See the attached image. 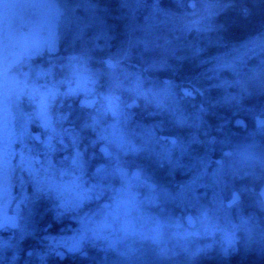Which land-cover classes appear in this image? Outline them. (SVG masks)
<instances>
[{
  "label": "flooded vegetation",
  "instance_id": "obj_1",
  "mask_svg": "<svg viewBox=\"0 0 264 264\" xmlns=\"http://www.w3.org/2000/svg\"><path fill=\"white\" fill-rule=\"evenodd\" d=\"M94 39L93 45L99 42L103 46L99 52H90L100 59L87 65L98 71L97 66L101 67L105 75L109 63H114L115 72L122 69L118 36L109 41L110 46L105 37ZM59 49L56 43V50L48 57L39 54L20 62V67L25 68L23 63L30 61L46 71V78L39 80L46 85L39 86L37 95L49 89L55 97L49 99L44 117L30 114L34 122L26 124L28 130L5 149V163L0 166L2 211L8 220L18 221L26 229L23 236L15 228L0 233L5 241L15 237L16 246L5 255H18L16 264L177 261L159 251L186 248L188 230L193 233L199 226L198 215L217 218V226L222 228L223 218L244 202L243 184L253 178L247 169H239V160L244 157L220 145L219 108L214 106L215 113L208 119L199 117L194 127L185 107L189 105L196 112V106L206 99L199 88L185 85H162L181 111L168 99L160 105L154 103V94L146 92L153 85H138L142 90L134 86L132 107L126 106L130 100L117 94L123 85H84L89 91L85 95L61 100L58 55L65 51ZM80 52L72 53L76 57ZM111 56L118 59L113 62ZM26 96L21 105L27 111L31 100L38 101V97L29 100ZM80 98H96V102L80 106ZM228 133L225 138L231 142V129ZM21 156L32 162V178L21 170ZM45 179L58 190H40ZM72 200H78V206L65 207ZM170 222H176L179 229L172 228ZM192 222L194 226L189 225ZM81 237L85 239L80 248L69 250L67 245Z\"/></svg>",
  "mask_w": 264,
  "mask_h": 264
},
{
  "label": "trees",
  "instance_id": "obj_2",
  "mask_svg": "<svg viewBox=\"0 0 264 264\" xmlns=\"http://www.w3.org/2000/svg\"><path fill=\"white\" fill-rule=\"evenodd\" d=\"M61 1L70 4L69 0ZM200 2H204L206 9L203 13H200L198 19L194 21L191 19V16L187 15L186 11H193ZM104 3L105 2L102 4ZM105 5L122 9L119 15L114 16L113 13H111V16L108 17L110 18V25L112 21H114L113 25L115 26L113 28L109 27L113 31L105 38H107L106 41H108V45L110 46L109 41L118 36V44L122 46L123 50V26L126 20L123 12L125 9L118 1L108 2ZM158 6L160 9L159 14L162 17H160V23L158 19L156 20V23L159 24L156 25L157 28L154 29V32L160 33L161 39L155 40L154 42V40L151 41V39L147 38L143 42L137 43L136 47L132 49V55L127 59L123 58L122 69L116 72L114 70V72L112 71L105 75V72L102 71L103 69L97 66L99 72L101 71L98 82L107 85H123L122 87L120 86L117 94L119 96L122 95L124 100L130 101L135 100L136 89L134 88L135 84L132 83H136L137 78L141 80L147 77L146 79L149 82L147 84H157L161 87L162 85H185L188 88H199L203 92L201 96L206 99L203 105L202 103L199 104V107H208V109L207 107L204 109L203 113L202 111H200V114L197 112L200 115L199 117L202 118V116H204L203 118L206 119L207 116L215 113L213 107L217 106L219 108V127L221 126V129L229 127V130L231 129L233 133L235 142L243 141L249 143L245 155L249 156L251 164H254V162L260 164L258 168H253L252 166L251 170L258 171L264 168V129L256 131L253 118H260L257 122L258 125L262 124L264 120V93H262V89L258 90L248 85H234V81L237 80V77L240 78L242 74L248 75L249 69L259 59H264V39H261V37H264V3H261L260 0H235L234 3H223L220 2V0H181L179 5H176L173 0H159ZM72 9H74L75 12L79 11L78 14H83L80 7H76V5H74ZM169 10L182 13V23L179 24L176 22V29L171 28V23L163 14V12L165 13ZM245 10L247 11L245 12ZM104 17L105 16H102L99 19L100 23H103ZM139 24H142V21L139 22ZM94 29L95 28L88 29L85 38H75L71 33L59 32L58 27V38L56 43H59L60 50L65 51L66 54L70 52L76 53L78 49L84 48L94 51L92 49V41L95 40L94 37L101 39L104 37V35L99 34L97 31H94ZM179 37L184 38L185 43H191V45H193L191 46L192 49L184 50L183 47L178 44ZM158 42H162V44L159 45L157 44ZM257 42H259L257 45L261 46V48L258 49L256 47L255 51L254 46ZM113 46L115 48V42H113ZM249 49L252 53L255 51L252 57L254 59H248L243 69H240L236 64L235 69L233 68V72H221V74H219L221 78L218 76L217 79H213V77L211 81L208 82L202 79L205 75L203 70L207 64L202 63L200 67L192 66V63L195 64L197 61H200L201 58H204L205 52L208 54V57L217 55L220 60H226L230 57V54H233L231 57H236L238 54L246 53ZM99 50L101 49L97 51L99 52ZM174 50L176 52L171 55V51ZM134 53L135 55L133 56ZM124 54L125 52L123 51V57ZM182 55L183 59H179L178 57ZM103 57L104 55H102L101 59H103ZM188 57L190 60L189 64H187ZM116 58L115 56L111 59L116 60ZM164 58L167 60L165 62V68L157 69L156 64L159 63V60ZM98 59H100V55ZM145 64L148 68L147 70H142ZM149 65H152V67ZM87 67L90 69L96 68L92 65H87ZM199 69L203 71V73H199ZM236 71L238 74H236ZM68 73L69 70H60V93L63 92L62 89H64L66 84L71 82V77H69ZM127 76L131 77L133 81L129 83V81L125 80L124 78ZM219 80L231 86L226 88L227 84H225V86L222 84V87ZM216 83L218 85H215ZM127 87L130 88L129 91H127ZM0 95H2L1 92ZM77 95L85 94H73L71 97H76ZM228 97L231 100L233 98V100L236 99L239 101L241 108L236 109L234 112L231 106V100ZM185 111H187L185 113L188 115L189 120L191 115L193 117L196 114L189 105L185 107ZM248 113H250L249 116ZM237 118L244 121L243 126L235 125L234 122ZM249 149L260 152L261 157L254 158L256 160L254 161L252 156H250ZM239 169L242 171L243 169H247V167L244 168V166H242L239 167ZM258 175L256 178L253 176L250 182L243 184L244 186L242 185L243 188L241 192L243 193L244 202L242 201L241 204L237 206L235 212L234 210L233 212L230 211L229 215L223 218V222H225L222 223V229H224L223 236H220V230L222 229L217 228L216 232L207 236L208 242H205L204 240L206 238L193 236V233L188 230L189 238L187 240V251L185 254L177 252L175 256L178 258L177 261L180 260L181 263L185 262V264H264V256H242L245 252L242 248L244 247L243 242L247 240L245 232L246 227L252 228V232L263 234L264 239V202L258 193V190L264 184V174L261 173ZM247 188H253V190L249 192ZM239 218L245 219V224L242 227L236 224ZM229 238H233L236 241L235 249L229 250L228 253L225 254V251H220V249L222 250L228 247V245H224L223 242H227ZM217 244L220 246H217ZM221 246L225 247L223 248ZM205 247L211 249L206 250L205 255L204 253L198 254L200 249ZM216 248L219 249V251L216 250ZM181 253L182 258H179ZM193 253L196 255L191 257L190 255Z\"/></svg>",
  "mask_w": 264,
  "mask_h": 264
},
{
  "label": "rangeland",
  "instance_id": "obj_3",
  "mask_svg": "<svg viewBox=\"0 0 264 264\" xmlns=\"http://www.w3.org/2000/svg\"><path fill=\"white\" fill-rule=\"evenodd\" d=\"M112 1H118L125 9V11L123 12L126 18V20L124 21L125 24L123 26V51L125 52L123 57L124 59H127L129 56L132 55V49L136 47L137 43L141 41L143 42L147 38L151 39V41L154 40V42L155 40L161 39V34L154 32V29L157 28L156 25L161 22L160 17H162L159 14V0H144L143 3H124L122 2V0H69L70 4L62 2L61 0H4V3L0 4V11H3L4 13L3 42L2 44H0V67H2L3 69V79L0 80V92L2 93V95H0V135H2L4 141V149L3 152L0 153L1 167H3V163H5L4 157L6 156L5 149L7 148V146L13 143V139H18V136L23 135L26 129L28 130V127L26 128V124L28 125L29 123L34 122L35 118L31 117L30 114H40L42 115V117H44L45 114L48 113L47 109H49L50 107L51 102L49 101V99L55 97L53 96L54 93H51L49 89L43 91L40 96L37 95L40 91L39 86L41 87V85H46L45 83L43 84L42 81H39L41 78H46V71L44 72L41 69H37L35 64L33 65V63H31L30 61L24 62L23 64L27 65L24 68L20 67V61L19 63L14 65L16 67L18 66L15 70L13 68L10 69V67L13 66H6V63L9 60L10 52H21L24 54L32 55V57L39 54L48 57L49 54L53 53L56 50V37L58 34V27L59 32L71 33L75 38H85L87 30L91 28H95L94 31H97L99 34H102L104 35V37H106L109 33H111V31H113L110 28H113L115 26L113 25L114 21H112L110 25V18L108 17L111 16V13H113L114 16H117L122 12V9H117L105 5L106 3ZM180 1L181 0H173L176 5H179ZM103 2L105 3L102 4ZM74 5H76V7H80L83 14H78L79 11L75 12L74 9H72ZM205 9L206 6L204 2H200L197 4L193 11L187 10L186 13L187 15L191 16L192 20L196 21L200 13H203ZM165 13L163 12L164 16H166L169 22L171 23L172 29L177 28L176 22H178L179 24L182 23V13H176L172 10H169ZM102 16H105L104 21L103 23H100L99 19ZM157 19L159 23H156ZM141 21L142 24H139V22ZM258 43L259 42H257L254 46L255 51L256 47L258 49L261 48V46L257 45ZM157 44L160 45L162 44V42H158ZM178 44L182 46L184 50H191V46H193L191 45V43H185L184 38L182 37L178 38ZM102 46L103 43L97 42L92 46V49H101ZM249 51H247L246 53L238 54L236 57H231L233 56V54H230V57H228V59L226 60H220L217 55L208 57V54H206L205 52L203 56L204 58H201V60L197 61V63L195 64L192 63V66L200 67V64L206 63L207 66L203 70L205 75L202 79L205 82H208L211 81L213 77V79H217L218 76L219 78H221L219 75L221 74V72H233V68L235 69L236 64L238 65V67H240V69H243L245 67V63L248 62V59H254L252 57L255 54V51L253 53L252 51ZM171 52V55H173L176 51L174 50ZM78 55L79 56L75 57L73 56L72 52H70L69 54H66V52H60V54L58 55L60 59L59 69H62V67L64 66L66 69L69 70L68 75L69 77H71V82L66 84L64 89H62L63 92L60 93V90L58 91L61 100L67 99L73 94H86L89 91L87 88L84 87V85H94L96 82L99 83V71L87 67V63L90 60L92 61L93 59L96 60L98 58L92 56L93 52L91 53L90 49H81V52ZM134 55L135 53L133 54V56ZM178 58L183 59V55ZM112 61L115 62V60ZM166 61L167 60L165 58L159 60V63L156 64V68L164 69ZM189 61L190 60L188 57L187 64H189ZM107 65L109 69H107L106 73L108 74L109 72L111 73L114 70L115 65L114 63H109ZM144 66L145 67L142 70H147L148 66L146 64ZM149 66L152 67V65ZM249 70L250 71L248 75L242 74L240 78L237 77V80L234 81V85H248L257 88L258 90L262 89L261 91L262 93H264V59H259ZM203 71L200 70L199 73H203ZM236 74H238L237 71ZM146 78H142L141 80L140 78H137L136 83L132 84H135V88H137L138 85H149L147 84L149 82ZM124 79L129 81V83L133 81L131 77L128 76ZM219 82L221 83L222 87V84H224V86L225 84H227L225 82H221L220 80ZM60 83L61 80L59 79V85ZM150 85L153 86H151L146 92L147 94H154L153 98L156 99L154 100V103L160 105L168 99L169 103L172 106L176 107L177 110H180L179 104L172 99L171 95L169 94V92L166 91L164 87L158 86L157 84ZM215 85L218 84L216 83ZM226 86V88H229L231 85L227 84ZM25 88L26 91L28 90L27 92H24ZM142 88L143 87L137 89L142 90ZM126 89L127 91L130 90V88L128 87ZM58 92L57 90L55 91V93ZM25 96L28 97L29 100L32 99L31 96L38 97V101L31 100V108L27 111L21 105ZM129 102H132V100ZM203 103L205 102L203 101ZM231 103L234 112L236 111V109L241 108L239 101H237L236 99L233 100L232 98ZM205 108V106H202V108L196 106V114L192 117L194 120V127L198 126L200 122V111H202L203 113ZM197 112H199V114ZM249 115L250 113H248V116ZM253 118L254 124L256 125V131L263 130L264 120L262 124L258 125L257 122L260 118ZM21 119L25 120L24 123L21 122ZM11 130L13 131L12 134L9 133V131ZM228 130L229 127H226L225 129H221V126L219 127L218 132L220 145H223L225 148H232L231 151L234 153L235 156L244 157V159L240 158L241 160L239 161L242 162V166H244V168L247 167L248 176L250 175L251 177L254 176L256 178L259 176L258 174H264V170L262 169H259L258 171L251 170L252 166H254L253 168L260 167V164H258V162H254V164H249V162H247L250 159L249 156L245 154L248 150L249 143L243 141L235 142L233 139V133L229 136L233 140L231 142H228L226 140V134H229ZM222 134H224L225 136ZM207 170L208 168L205 171L209 172ZM3 193L4 187H0L1 197ZM196 217L199 226L193 232V236L204 237L206 238L204 241L208 242L207 236L212 235V233L216 232V229L218 228L216 223L218 219H210L209 217L207 218V216L204 215H198ZM236 224L242 227L245 224V219L239 218L236 221ZM170 225H173L172 228L174 229H179L178 227H180L178 224H176V222H170ZM174 229L173 231L176 233L177 230ZM252 230L253 229L249 227H246L245 229L247 240L243 242L244 247L242 248L245 250V255L243 254L242 256H264V252H262V249H264L263 234L252 232ZM220 232V236H223L224 229L220 230ZM181 234H184L185 237L187 236V233H183V231H181ZM174 235L175 234L172 233V236ZM223 244L227 245V242L224 241ZM217 246L220 245L217 244ZM221 247L224 248L225 246ZM208 249L211 248L205 247L203 249H200L198 254L204 253L205 255L206 250ZM225 249L226 248L222 250L220 249V251L224 252ZM216 250L219 251V249L217 248ZM186 251L187 249L184 247V249L182 248V250L179 251L169 250L165 248L164 251L160 250L159 252H162V254L165 255L170 254L175 257L177 252H182L185 254ZM195 255L196 254L193 253L190 256L193 257ZM166 264H185V262L181 263L179 261H172Z\"/></svg>",
  "mask_w": 264,
  "mask_h": 264
},
{
  "label": "snow or ice",
  "instance_id": "obj_4",
  "mask_svg": "<svg viewBox=\"0 0 264 264\" xmlns=\"http://www.w3.org/2000/svg\"><path fill=\"white\" fill-rule=\"evenodd\" d=\"M124 3H143L144 0H122ZM220 2L223 3H234L235 0H220ZM261 3H264V0H260ZM4 0H0V4H3ZM247 10H245L246 12ZM3 20H4V13L3 11H0V44L3 42ZM261 39H264V37H261ZM3 79V69L0 67V80ZM4 149V141L2 138V135H0V153L3 152ZM21 164L20 168L23 171L28 172L29 178H32L34 173L32 171L31 164L32 162L28 160L26 157L21 156ZM76 166H78V161ZM47 189L48 191H55L58 190L54 186H50L47 179L41 182V189L44 190ZM86 198V197H84ZM235 199V198H234ZM3 202L0 200V233H2L6 228H15L20 232V235L23 236L26 234V229L23 228L20 223L16 220H8L6 216L4 215L2 211ZM78 206V200H72L65 204V207H75ZM85 237H81L78 240H73L71 243L67 245L69 250H78L80 246L82 245ZM15 237L12 239L5 241L4 239L0 238V264H16L17 260L19 259L18 255L15 253H10L9 255H5V252L7 250L13 249L16 245L14 243ZM236 241L233 238H229L227 240L228 247L225 249V254L228 253L229 250L235 249ZM262 252H264V249H262Z\"/></svg>",
  "mask_w": 264,
  "mask_h": 264
},
{
  "label": "water",
  "instance_id": "obj_5",
  "mask_svg": "<svg viewBox=\"0 0 264 264\" xmlns=\"http://www.w3.org/2000/svg\"><path fill=\"white\" fill-rule=\"evenodd\" d=\"M26 58V59H32V55H29V54H24V53H21V52H11L10 55H9V60L7 61L6 63V66L10 67V66H14L16 65L17 63H19L22 58ZM186 90L184 89L183 92H185ZM96 102V98L92 99V100H88L86 98H80L79 101H78V104L80 106H92L94 103ZM134 101L132 102H129L127 103V107H132L134 105ZM235 125L236 126H243L244 125V121L240 118H237L235 120ZM260 196L264 202V186L261 188L260 190ZM188 221H191L192 220V217L191 216H188L187 218ZM190 226H194L193 225V222L192 223H189Z\"/></svg>",
  "mask_w": 264,
  "mask_h": 264
},
{
  "label": "bare ground",
  "instance_id": "obj_6",
  "mask_svg": "<svg viewBox=\"0 0 264 264\" xmlns=\"http://www.w3.org/2000/svg\"><path fill=\"white\" fill-rule=\"evenodd\" d=\"M249 151H250V156H252L253 159H254V158L261 157L260 152L253 151V150H251V149H249ZM263 158H264V156H263ZM254 161H256V160L254 159ZM249 164H251L250 160H249ZM253 167H254V166H253ZM259 193H260V191H259Z\"/></svg>",
  "mask_w": 264,
  "mask_h": 264
}]
</instances>
